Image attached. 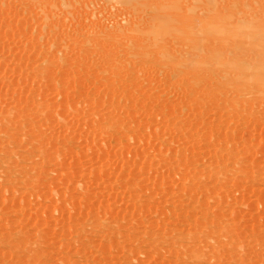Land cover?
I'll list each match as a JSON object with an SVG mask.
<instances>
[{"label": "rangeland", "instance_id": "rangeland-1", "mask_svg": "<svg viewBox=\"0 0 264 264\" xmlns=\"http://www.w3.org/2000/svg\"><path fill=\"white\" fill-rule=\"evenodd\" d=\"M0 264H264V0H0Z\"/></svg>", "mask_w": 264, "mask_h": 264}, {"label": "bare ground", "instance_id": "bare-ground-1", "mask_svg": "<svg viewBox=\"0 0 264 264\" xmlns=\"http://www.w3.org/2000/svg\"><path fill=\"white\" fill-rule=\"evenodd\" d=\"M211 1H213V0H211ZM146 1L145 2H142L141 4H140V6L136 9V10H142L143 11V9H146ZM142 8V9H141ZM144 15V14H143ZM151 18V17H150ZM152 21H153V18H152ZM167 24V22L166 21H164V20H162V19H158V18H156L155 17V19H154V21H153V25H152V29L153 30H159V29H161L162 27H164L165 25ZM258 24V23H257ZM255 27H258L257 25H255ZM260 36H256V37H252L251 39H252V41H253V39L254 40H258V38H259ZM252 43V42H251ZM260 43L261 42H259V41H255V42H253V47L254 48H257V46H259L260 47ZM249 50V49H248ZM246 52V51H245ZM247 52H249V51H247ZM142 54V53H141ZM51 182V181H50ZM77 186V185H76ZM47 187V186H46ZM49 187V186H48ZM72 187V186H71ZM70 187V188H71ZM50 188V187H49ZM48 189V188H47ZM69 189V188H68ZM50 190V189H49Z\"/></svg>", "mask_w": 264, "mask_h": 264}]
</instances>
